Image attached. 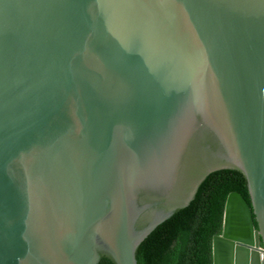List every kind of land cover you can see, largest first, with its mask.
<instances>
[{"label": "water", "instance_id": "1", "mask_svg": "<svg viewBox=\"0 0 264 264\" xmlns=\"http://www.w3.org/2000/svg\"><path fill=\"white\" fill-rule=\"evenodd\" d=\"M226 169L213 264H264V0H0V264H138Z\"/></svg>", "mask_w": 264, "mask_h": 264}, {"label": "trees", "instance_id": "2", "mask_svg": "<svg viewBox=\"0 0 264 264\" xmlns=\"http://www.w3.org/2000/svg\"><path fill=\"white\" fill-rule=\"evenodd\" d=\"M231 192L240 193L250 203L241 172L226 169L209 175L188 207L142 241L136 255L138 264H213L212 240L221 234ZM98 264L113 263L103 258Z\"/></svg>", "mask_w": 264, "mask_h": 264}]
</instances>
